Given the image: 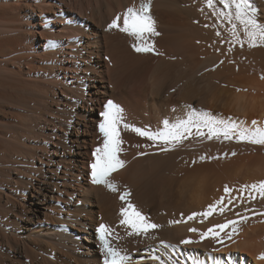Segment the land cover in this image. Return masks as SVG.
Here are the masks:
<instances>
[{
	"label": "bare ground",
	"instance_id": "6f19581e",
	"mask_svg": "<svg viewBox=\"0 0 264 264\" xmlns=\"http://www.w3.org/2000/svg\"><path fill=\"white\" fill-rule=\"evenodd\" d=\"M134 1L135 0H124V2H121L120 0H117L118 9L124 8L123 7L124 5H130ZM58 2H59V0H58ZM61 3H63V5H64V2H61ZM218 3H219V1H218ZM252 3H254L258 9H260V11H261L260 13H262L263 17H264V0H255V1H252ZM160 5L163 6V10L159 11L156 14L155 22H157V25H158V27L156 28L157 29L156 31L158 33H160V35H158V37L160 39L161 45L164 47L165 53H166V49H168V51L170 53H175V51L177 49H179V50L183 51L184 53H186V56L189 53L193 54V55H191V58H193L194 55L199 50L202 49L201 51H205L207 53H210V51L212 53V50H213L214 52L217 51L216 52L217 54H218V52L221 55L224 54L225 56L223 55V66H225V71H222L221 73L219 72L217 78L219 81L222 80L223 82L229 83V81H230L231 83L234 84L233 85L234 87L228 86L227 87L228 89H226V90H224V89L222 91L217 90V89H215L216 87L212 88V87H210L211 85L209 86L207 83L203 82L202 77H200L202 81L193 80V82H192V76L193 75L191 76L190 73L187 72V70H185L186 72H184V71L180 72L181 68H184L182 63L180 64V65H182L180 68V71L178 72L176 69L177 72L174 71L172 74H171V71L175 70L172 67L173 65L169 64V63H164V64L162 63V67L164 68L162 70V67H161V70L163 72L162 74L164 75V77L166 76L167 79H170L169 80L170 82H168V84H165V83H167L166 81H168V80L165 81V79H164V81H165L164 84H162V85L159 84L158 88H155L157 86H155L153 84L154 86L152 85V88L149 87L150 90L148 87L146 88V86L144 84L137 86L134 89H132L130 87L132 90H129V93H130V97L133 99V101H135L137 104H141L142 101H144L143 103L146 102L147 104H150V105L153 103L159 104L158 102H164V103H167V105L170 106L171 109H174L175 113H177L176 112V111H178L177 108H179V110H181V111L182 110L186 111L187 108H190V107H187L184 105L185 98L186 99L190 98L191 100H192V98H194V99L200 98L204 104L210 105L211 107H213V109L215 107V110H216V108L219 109L218 112L215 111L216 114L214 113L216 115L217 119H219L218 121H224L225 123H233V124H236L240 127L251 128V127H253L251 122L253 120H256V121H258L259 125L264 126V78H262V77H264V46L249 47L247 42H245L244 46L241 47L239 44L235 43L233 40V37L231 35L232 23H229V21L224 18V13L222 10L221 11L223 14L222 13L219 14L220 10H218L219 12L216 11V12H218L217 13L218 15L215 14V12H214L215 9L212 10V7L216 8L217 6L212 5L211 7H209L207 0H193L192 3L190 2V0H160ZM203 5H206V8H204L205 11L202 9L204 12L202 14V16L206 15V17H208V18H206V17L202 18V16H201L202 11H201V13L198 12V11H200V10H198V8L202 7ZM40 6H41V4H40ZM58 6H59V4L57 5V7ZM64 6L67 7V5H64ZM49 8L53 9L54 7L49 6ZM60 8H61V12H60L61 16H64V17L67 15L69 10H71V9L68 10L66 8H64V10H62V5H60ZM78 8H79V6H78ZM66 10H68V11H66ZM82 10H83V7H82ZM79 11H80V9H79ZM119 11H120V14L122 12H124V11L118 10V12ZM225 11H226V9H225ZM205 12H206V14H205ZM71 13L73 14V10H71ZM80 15H81V12H80ZM114 15H115V13H114ZM113 17H115V16H113ZM213 17H215V19ZM194 19L195 20L199 19L200 22L203 24V26L205 25V23L209 24L208 29L205 30L202 27V24L200 25V22H199L198 26L194 25V24H197V21H196V23L194 22V24H192ZM43 21H42V24H43ZM45 23H47V22H45ZM51 23L52 24L55 23L54 20ZM107 23H109V22H106L103 25V27L105 25H107ZM233 23H235L237 25V31L240 33L241 37L244 38L246 41V38L243 36L242 27L239 25V22L233 21ZM260 23H263V22L261 21ZM91 26L88 24L84 25V22H82L80 26L76 25L72 28H69V34H68L69 35L68 38L69 39L71 38V40H73V42L69 43L68 45L70 47L72 45V48H73L74 44L75 43L77 44V42H74V41L78 40V43H81L80 44V50L81 51L79 49H75L76 51L74 53L77 54L78 56L83 57L84 59L86 57V59L88 61L87 67L82 68V71H80L81 73L83 72L84 75L83 74L80 76L78 75V78H77V76H73L72 78H76L75 80L77 83L75 82V83H73L74 86L68 87L69 91H70V92L69 91L68 92L70 93V95L72 94L71 96L73 98H77V102H74L76 105L74 104L73 106H80L81 109L78 110L76 113L70 112L68 110L69 116L67 115L66 119H62V120L57 119L58 121L53 120V122L55 123L54 128H56V125H61L62 127L66 126L65 133H59L60 131L55 133V132H53V131H55L53 129V131H52L53 134H51V137H53L55 139L52 138V141H51L52 149L49 147H46V148H48L47 153L50 155L47 157L45 156L46 158L43 156H42V159L39 158V160L40 159L42 160V163H41L42 168L40 167V170L41 171L44 170L43 166L45 164L48 167L46 172H45L46 174H44L43 177H41V181H39L38 186H35L34 183H30V182L27 183L29 185L27 190L30 191V189L33 188V191H34L33 196L36 199L35 200L32 199V202H31L30 207H31V213L32 214L26 216V218L24 220V224H22L23 221L20 223V224H22L21 229L24 231L19 233V231H16L15 228L12 226L10 228L8 226H1V228H3V230L0 231V237H3V240L6 241L5 243H7L9 245L11 243H16L15 246L13 245V247H14L13 251H16V253L19 255L16 259V260H18V264H61V263H59V261H56L55 258H50V257L46 258L48 255L46 257H44L46 253L44 252L45 249H43L44 248L43 245H46L47 247L51 248L52 250L51 249L50 250L53 251V253L55 251L54 249L57 246L58 247L60 246L63 249H65L66 251H68L72 255V258L75 259L72 261V258L71 259H62L61 258V262L64 261V262H62L63 264H103L102 254L99 250L98 236H95L94 230H95V226L98 224V222H101L104 220V218H107L105 215L109 212L110 209H113V206H111V204H114V202L112 201V197H111L112 194H110V192H112V191H109L103 185H95L91 182L90 164L94 159V157L92 156V153L96 147H98L102 144V141H103L102 135L99 133V131L96 130L97 129V123L101 121L100 119L102 117L100 116V113L104 111L105 103L108 100H112V101H113V99L116 100V98H113V96H112L114 93V89H112L110 84L114 83L113 81L116 80L117 85H118V87L116 88V92L117 91L120 92L118 88L119 87H125V84L132 80L133 73L137 72L136 69L138 68V70H139L140 68H142V66L146 62L143 61L144 59L140 55H138L136 53V51L134 54L133 53L134 50L132 51V49H131L132 53L130 55H132V58L130 57L131 59L128 60V61H130L129 63L131 65V66H129L130 70L125 69L127 65L122 64L123 60H120L119 55L115 51V49L117 50V45L118 44L123 45V43L122 44L117 43L119 39L116 38L117 41H116V45H115L114 44L115 41H113L112 39H115L116 36H114V38H112V39L110 38L112 36L111 34L115 35L116 33H114V32L111 34L109 33L110 36L107 35L106 33H96L95 29H93L94 27L93 26L91 27ZM113 29H115V28H113ZM44 30H46V32L49 31V29H44ZM63 32H64V30H63ZM64 35H66V34H64ZM118 36L120 38L122 35L120 33H118ZM123 36H125V34ZM127 36L129 37V35H127ZM128 37H127V39H128ZM104 38H105V40H103ZM122 39H124V37ZM198 39L201 41L202 44L201 43L200 44L197 43L199 45L195 44V40H198ZM202 40L205 42H202ZM50 41L51 40H49V39L46 40V45H48L47 49L49 48ZM102 41L106 42V45L105 46L102 45V46L107 47L109 50V54H107V56L109 55V57H108L109 59H108V63H107L109 65H107L105 63L108 67H106V66L104 67L102 57L98 53H96V55H98V56H96L97 60L96 59L92 60L93 56L95 55V52H94V50H92V47L100 46ZM127 41L128 40H124L122 42H124L126 45ZM131 41L134 43H139L138 41L137 42H135L133 40H131ZM152 43L154 44V41ZM205 43H207V44L204 45ZM129 44H128V46H123V47L124 48L127 47V50H128ZM131 45H132V43H131ZM131 45H130V47H131ZM76 47H79V46H76ZM200 47H201V49H200ZM208 48H210V50ZM99 49H97V50L100 51ZM52 50L53 49H51V51ZM129 50H130V48H129ZM51 51L48 50V52H51ZM73 51L71 50V52H70V54L72 56H73V54H72ZM121 51L118 53L120 54ZM125 52H126V48H125ZM125 52H124V54H126ZM205 52H203V53H205ZM214 52H213V55L212 54H209V55L210 56L212 55L211 58L213 57V59L214 58L216 59V58H218V56ZM107 53H108V51H107ZM128 53H130V52L128 51ZM139 53L142 54L141 52H139ZM199 53H200V51H199ZM199 53L197 55H199ZM207 53H206V56H207ZM46 55L47 54H45V56ZM130 55H126V56L129 57ZM214 55L217 57H215ZM126 56L125 57L123 56L124 58H126L124 60V63L127 62ZM180 56L182 57L183 55L181 54ZM199 56H196V57L199 58ZM206 56L204 57L205 59H206ZM210 56H208L207 58L209 59ZM46 57H48V55ZM184 57H185V55H184ZM187 57H189V56H187ZM49 58H47V59H49ZM198 58H196V59H198ZM80 59H82V58H80ZM162 59L164 61L165 58H162ZM162 59H160V61ZM177 59H180V57ZM201 59H199V60H201ZM205 59H204V61L207 60V59L206 60ZM77 60H79V59H77ZM73 61H75V59H73ZM104 61H106V59ZM196 61L197 60H195V62H193V63H196L193 65H197ZM164 62H166V61H164ZM179 62L180 61L176 62V64H178ZM206 62L204 64H206ZM210 62H212V61H210ZM159 63L160 62H158V64ZM201 63H202V61H201ZM218 64L220 65V63H218ZM184 65H185V63H184ZM187 65L188 64H186L185 66H187ZM198 65H200V64H198ZM208 65H209V63L206 66H208ZM215 65L217 67V63ZM144 66H146V64ZM117 67H118V69H117ZM203 67H205V66H203ZM211 67L209 65V69ZM192 68H193V66H192ZM124 69H125V71L126 70L127 71L123 74L124 75L123 77L119 78L118 75L120 74L121 71L123 72ZM186 69H187V67H186ZM188 69H190V68H188ZM194 69H197V67H195ZM198 69H200L199 66H198ZM214 69H216V68H214ZM211 70H213V69H210V71ZM205 71H206V69H205ZM89 73H90V75H88ZM193 73H194V71H193ZM195 73H194V75H195ZM199 73L201 74V72H199ZM75 74H76V70H75ZM155 74H157V73H155ZM216 74L217 73H215V75ZM137 76H139V75H137ZM196 76H198V74ZM205 76H207V74ZM134 77H136V76H134ZM184 77H185V79H183ZM162 78H163V76H162ZM78 79H83L84 80L83 82H85L84 85H81L82 81L79 82ZM216 79H214V81ZM181 80H184L185 84H183V85H185V86H184L182 91L181 90L179 91L178 90L179 87L177 85H178V82ZM205 80H206V78L204 79V81ZM153 82H154V80H153ZM136 83H138V82L136 81L135 84ZM140 83H141V81H140ZM218 83L219 82H217V84ZM206 84L208 86H206ZM221 84L223 86V83H221ZM240 84L242 86H239ZM229 85H231V84H229ZM236 85H238V87H243V88L246 86H252L257 91H255L254 89L253 90L247 89L250 87H247L245 90L243 88L237 89L238 87L236 88ZM86 86H88V93H87V98L85 99V97H86L85 96L86 93H84L85 91L81 93L80 91H82V89H79V88H83V90H84V88ZM176 87H178L177 91L180 92L178 94H176L174 92V90L176 91V89H175ZM66 90H68V89H66ZM110 90H112L111 93H110ZM173 93H175L176 95H174ZM115 94L117 95V93H115ZM131 98H128V101ZM182 99H183V104L181 102ZM81 100L82 101L84 100L83 104H79V102ZM188 100H186V101H188ZM193 100H192V102H193ZM72 101H75V100H72ZM126 101H127V99H126ZM114 102H117V101H114ZM135 102H134V104H135ZM139 102H141V103H139ZM185 103L187 105V102H185ZM118 105H120V104H118ZM122 105H124V104H122ZM167 105L165 104L164 106H167ZM201 105H199V106L201 107ZM160 106H161V103H160ZM207 106H206V109H207ZM133 107H135V106H133ZM145 107H143V108L145 109ZM191 107H193V105ZM164 108H166V107H164ZM132 109H135V108H132ZM137 109H139V108H137ZM160 109H161V107H160ZM206 109H203V111H201V108H200V111L204 112V111H206ZM58 111H59V109H58ZM60 111H63V110H60ZM135 112H136V109H135ZM137 112H139V111H137ZM140 112H141V110H140ZM159 112H161V111H159ZM207 112H209V110ZM60 114H61V112H60ZM126 114L128 115V113H126ZM182 114H184V113H182ZM156 115H157V113H156ZM176 115L177 116H175V114H174V116L176 118H178L179 115L178 114H176ZM99 116H100V118H99ZM128 118L125 120L128 121ZM180 118H181V116H180ZM145 121H147V120H145ZM172 121H173V119H172ZM176 121H178V120H176ZM176 121L174 119V122H176ZM4 122H6V121H3V122L1 121V124L3 125V127L6 128L8 124L4 123ZM154 123H155V121H154ZM146 126H148V125H146ZM121 132H123V131H121ZM122 137H123L122 139L124 140V144L122 145V148H123V150H125L127 148L126 146L129 144L128 143L126 145V143L129 142V140L132 141L133 137L130 138L129 135L126 137H124V136H122ZM191 137L190 138L193 141L194 137H196V136H191ZM191 139H189V140H191ZM214 139H211V140L208 139L209 141H211V144L208 141L209 145H211L210 149H209V146L207 144V146H208L207 149H209L208 151L210 153L207 152V149H206L207 154L204 155V153L201 154L202 153L201 152L200 153L201 155L199 154L195 157L196 160L193 158L194 162H192L193 159H190L188 161L185 159L187 162L184 161L185 163L180 165V167L169 168V165L172 164L171 158H173V157L169 156V155L166 157H163L160 155V156H157L156 158H154V157L149 158L150 160L147 159L148 161L146 159L135 160V162H133V163H132V161H130L132 163L131 165L129 163L128 166H125V168H121L120 170H118L116 175H114V173H113L112 176L110 177L112 180H114L117 183L118 189L123 187V183L127 179L131 181V179L128 176H132L135 179V181H134L135 184H134V186L132 185L134 187V189L136 187L139 190H141V189L149 190V187H150L149 185H152L153 188H156L159 191H163V193H160V194L163 198V201H165L164 199H166V203L164 202L166 204L165 207L168 209L167 211H169V213H167V214L171 217V219H170V217L167 216L166 222H165L164 216H163V218H164L163 219L164 221H163L162 219H160V217H159V219H157L158 217L156 218L157 215L155 214L154 215L155 218L158 221L161 220V221H159V222H161V224H162L161 225V224H158L159 222L157 223V220L155 218L152 219L149 215V217L154 221L153 223L160 225V227L151 230V232L149 231L150 234H148V236L141 234L142 236L139 238L134 237V236L132 238H130V240L132 242L131 244L134 245L133 249L128 253L131 256L132 264H140L141 262L139 263V261L146 260V259L149 260L148 264H264V260L258 259V257L262 253H264V218H260L261 215L258 217V219L254 218L255 220H249V219H251V218H249L248 220H246L244 222L243 221L241 223L239 222L238 233L233 235L231 239H227V240H230V242H229L230 245L224 246L226 242L225 243L223 242L224 243L223 248H221V246H220V249H218L217 247H214L217 250L214 251L212 257H210V258L207 257L208 255L204 254L205 252L203 253L204 256H203V254L200 255L199 249H201L200 247H202L203 249L204 248L206 249V248H209L210 246H213V244L215 243L216 240H214V238L210 239L209 241L201 240L200 239V231H202V230H200L198 227L197 228L200 230L198 235L197 234L188 235V233L191 232V231H189V227L194 225V223H199L201 220H203V222H200V224L203 223L202 225H204V226H201L202 229L207 230L209 227H211L213 224H215L217 222H225L227 219L230 220V218H236L237 213H239L240 216H244V215L246 216V215L251 214V213L254 214V212L258 213L259 211H261V213H262V211H264V199L257 198L255 200H251L247 194L246 197L244 198L245 202L241 203L239 199L235 198V196L237 197L238 194H240L239 189L242 185L251 184L254 182L264 180V157H263L264 146L245 142V143H243L244 144L243 146L245 147V151L242 150V153H243V155H244V153H247V154L249 153L250 156L241 157V155H240L241 151L240 150H239V152H237V151L241 147L242 142L240 144L237 141V143L240 144L239 145L240 147L238 146V148H236V150H237L236 152L240 153V154H239V157H237V155H236L237 159L232 160L234 158V157H232V153L230 156L228 155L229 158L227 157V155L224 157V154H227L228 151H231V148L234 147V146L231 147L232 145L231 146L229 145L230 144L229 141H231V140H227V141L225 140L226 142H228V144H224L222 141H220L218 139L217 140L216 139L214 140ZM201 140L202 139L200 138V141ZM222 140H223V138H222ZM201 142H204V141L202 140ZM187 143H188V141H187ZM195 144H196V142H195ZM231 144H233V143H231ZM234 144L237 146L236 143H234ZM202 145H203V143H202ZM18 149L21 150L22 148L20 149V148H18V146L16 148V146H15V148L13 150V154H11L12 159L8 158V154H6L7 150L3 151L2 154H1V150H0V154H1L0 166L2 167L1 173H3L8 167H12L15 174H16L15 177L14 176L12 177V180L10 182L11 184H13V186L8 187L9 189H8L7 194L4 193V195L5 194H6V196L9 195V197H11L12 199L14 196H15L14 197L15 199L18 198L17 193L19 191V186H18V184L20 182L19 178L26 175V174H23L24 164L22 162V159L24 156L23 157L18 156V154L20 153L18 151ZM29 149H30V152L36 151V148H34L35 150H33L32 148H29ZM128 149L129 148H127V150ZM133 149L135 150V148H133ZM152 149H150V150H152ZM234 149L235 148H233L232 151ZM241 149H244V148L242 147ZM127 150H126V153H127ZM135 151H137V150H135ZM202 151H204V150H202ZM225 151L227 153H223ZM21 152L23 153L24 151L22 150ZM44 152H46V150ZM123 152L125 153V151H122L120 153V158H122L121 155ZM28 153H29V151H27L26 154H28ZM26 154H25V156H26ZM61 154H63L62 157H60ZM252 154H254V156L251 157ZM30 156H31V153H30ZM32 156H34L33 153H32ZM194 156H195V154H194ZM202 156L205 157V159L202 160L201 159ZM180 157L181 156H179V158ZM230 157H232L231 160H230ZM31 158L33 159V157H31ZM124 158H125V155H124ZM25 159H26V157H25ZM124 160H126V159H124ZM151 160H153L154 162L150 163V166H149L150 171L148 169V172L146 171L147 173L145 171H143V172H139V174H137L136 171L138 170L139 166H142V164L145 161H147L149 163V161H151ZM24 161H26V160H24ZM26 162H28V161H26ZM4 167H6V168H4ZM31 169H30V171H31ZM38 169H37V171H39ZM142 170H144V169H142ZM165 170L170 171V173H169L170 176L169 175L167 177L164 176L166 178L165 181H163V179H162V180H160L161 181L160 182L159 180L157 181L154 179V176L159 177L160 173L166 172ZM37 173L40 174V172H37ZM58 174H60V176ZM149 176L153 179V181H151L149 179L150 178ZM162 177H163V175H162ZM32 181H34V180H32ZM148 181H151V183ZM225 185H227L229 188H231L233 190L236 189L234 191H237V193L239 192L238 194L237 193L235 194V192H234V194H235L234 197H233L234 194H232V196H230L231 198H233L232 204H227V201L230 197H229V194L227 195L224 192ZM125 187H127V185H125ZM146 188H148V189H146ZM121 190L124 191V189H121ZM121 190H119V191L121 192ZM131 191L132 190H130V193H131ZM1 192H3V191H1ZM133 192L135 193L136 189L134 191H132V193ZM141 192L144 193V191H142V190H141ZM151 192L153 193V191H151ZM143 193H141V195ZM130 195H132V194H130ZM241 195H239V196H241ZM252 195L258 196L257 193H252ZM0 196H2L1 193H0ZM132 196H129V197L130 198L132 197L134 200H132V199H128V200H132V202L136 200L137 202L136 203L133 202V203L138 205V209L141 207L142 208L145 207L144 204H146V203L142 202V201L145 202V199L142 198L143 196L142 197L139 196L142 199V200L140 199L141 201L139 200V203H138L139 197L138 198L136 197V196H138V193H137V195L135 193V197H134V195H132ZM153 196H155V195H151V198H153ZM158 196H159V194H158ZM222 196L225 197L224 203L227 204V208L231 209V210H226L223 214H220L218 211L214 212L213 215L208 217L207 219H203L201 216H196L193 220H187V217L192 215L193 213L204 212L208 208L209 205L213 204L216 200H219ZM11 198H10V200H11ZM0 199H1V197H0ZM15 199H13V200H15ZM147 200H149V198ZM52 201H54V204H52ZM59 201L62 202L61 206L57 205ZM159 201H160V199H159ZM163 201L161 199V201H160L161 205H164ZM8 202H10V201H8ZM16 202H18V201H16ZM141 202H142V205L140 204ZM150 202H151V200H150ZM97 203L99 206L97 205ZM139 204H140V206H139ZM149 204H147V205H149ZM77 205H79L80 208H77L76 207ZM147 205H146V207L148 208L149 206H147ZM161 205H160V209L163 208V206H161ZM96 206L99 207L98 210L95 209ZM2 207L5 209V207L3 205H2ZM7 207L8 206H6V209H8ZM44 208H45V210H43ZM145 209L146 208L142 209V211H144ZM153 209H155V208H153ZM163 209H165V208H163ZM147 210H145V211H147ZM0 211H1V209H0ZM8 211H10V209ZM157 211H155V212L157 213ZM3 212H4V210H3ZM41 214H44V216L46 215V217L48 218V221L51 222L50 226L49 225L47 226V229L42 228L40 225V223H41L40 215ZM146 214H144V215L146 216ZM1 215L3 217L4 214H1ZM158 215H160V214H158ZM151 216H152V214H151ZM154 216H152V217H154ZM150 218H148L149 222H150ZM1 220H3V219H1ZM171 221H182V222L181 223H171ZM197 221H199V222H197ZM9 222H10V219H9ZM37 224H39L38 225L39 227L36 226ZM55 224H57V225H55ZM62 226H63V228H61ZM32 227H34V228H32ZM16 228H18V227H16ZM1 232H2V236H1ZM76 232H78L77 236H75ZM190 234H192V232ZM150 236H153V237L150 238ZM175 236H177V238L179 237L178 240H176L179 242V244L181 243V241H183L185 239H190L193 241V243L184 244V245H186V247H183L184 246L183 243L181 245H179V244L176 245L177 243L176 244L171 243V242H176V241H172V240H174ZM78 237L83 238V240L77 241ZM166 238L171 240L170 242H168V244H166L167 242L164 243V246L166 244L167 247L161 248V250H158V247H156V246L153 248L155 243L157 244L158 241H160V240L163 241V239L166 240ZM18 239H20V241H21V243L19 242L20 245L17 242ZM1 240H2V238H1ZM0 243H3V241L2 242L0 241ZM159 245H161V244L159 243ZM1 248H0V251L3 249V248L2 249ZM10 249H11V246H10ZM134 249H136V251L133 253ZM5 250H7V248ZM50 250H49V252H50ZM7 251H6V254H7ZM42 252H44L45 254L43 255ZM2 254H4V253H2ZM12 254L13 253H11V255ZM58 254H59V252H58ZM58 254H57V257H58ZM65 254H67V253H65ZM11 255L10 254L5 255V258H3V260L0 258V260H2V261H0V264H16L15 259H12ZM22 255L24 256L25 259L26 258L27 259L26 260L23 259ZM138 256H142V258L136 259V257H138ZM176 256H178V257L181 256V258L179 259L177 257L178 259H175ZM51 257H52V255H51ZM153 257H158V259H153ZM53 259H55V260H53Z\"/></svg>",
	"mask_w": 264,
	"mask_h": 264
},
{
	"label": "rangeland",
	"instance_id": "374dc122",
	"mask_svg": "<svg viewBox=\"0 0 264 264\" xmlns=\"http://www.w3.org/2000/svg\"><path fill=\"white\" fill-rule=\"evenodd\" d=\"M120 1L121 2H124V0H120ZM136 1L137 0L134 1L135 3L133 2L130 5H124L123 7L125 9L124 8H119L118 9L117 0H82V1L81 0H63V1L62 0H59V2H58V0H0V124H1V121L2 122L3 121H6L4 123H7L8 124L6 128L3 127L2 124L0 125V139H1L0 140L1 141L0 142V150H1V154H2L3 151L7 150V153L6 152L5 153L8 154V158L12 159V155L11 154H13V150H14L15 146H16V148H17V146L20 149L22 148L21 150L18 149V151L20 152L18 154V156H21V157L24 156L23 159H22V162L24 164L23 174H26V175L22 176L21 178H19L20 179V182L18 184L19 191L17 193L18 198L15 199L14 198L15 196H14L13 199H15V200H13L11 197H9V195L6 196V194H7L8 189H9L8 187H12L13 186V184H11L10 182L12 180V177L13 176L15 177L16 174H15V172H14V170H13L12 167H8L6 170L4 169L5 171L3 173H1L2 167L0 166V193L2 195V196H0L1 197V199H0L1 200L0 201L1 202L0 203V209H1V211H0V220L3 219V220H1L2 222L0 221L2 223V224L0 223V231L3 230V228H1V226H8L9 228L12 226V227L15 228L16 231H19V233H21L22 231H24V230L21 229L22 228V224H24V220H25L26 216L32 214L31 213V207H30L31 206V202H32V199H34V200L36 199L33 196V192H34L33 191V188H31L30 191L27 190L28 189V186H29L27 183L28 182L34 183L35 186H38L39 181H41V177H43V175L46 174L45 172H46V170L48 168L46 166V164L43 166L44 170L42 169L44 172L40 170V167L42 168V165H41L42 160L41 159H42V156L43 157H45V156L47 157V156L50 155V154L47 153V149L48 148H46V147H49V148L52 149L51 141H52V138L53 137H51V134H53L52 133L53 129L55 130V131H53L55 133H57L58 131H60L59 133H65L66 126H63L62 127L61 125H56V128H54L55 123L53 122V120L66 119V116L69 114L68 113V110L70 112L76 113L78 110L81 109L80 106H73L75 104L74 102H77V98H73L71 96L72 94L70 95V93H69L70 91H69V88L68 87L74 86L73 83L76 82V80H75L76 78H72L73 76H77V78H78V75L79 76L82 75V74L84 75V73L83 72L81 73L80 71H82V68L87 67L88 61H87L86 57L84 59L83 57L78 56L77 54L74 53L76 51L75 49H79L80 50V44L81 43H78V40L77 41H74V42H77V44L75 43L73 48H72V45H71V47L68 45L69 43L73 42V40H71V38L70 39L68 38L69 37V35H68L69 34V28H72V27H74L76 25H79L80 26L81 23L84 22V25L85 24H88L90 26L92 25L94 27L93 29H95L96 33H106L107 35H109V33L111 34L113 32L116 33L115 35L114 34H111L113 37L111 36L110 38L112 39V38H114V36H116L115 39H112L113 41H115L114 42L115 45H116L117 39H119L117 43H121V44L123 43V45L118 44L117 45V50L118 51L116 49H115V51L119 55L120 60H123L122 61V64L123 65H125V64L127 65L125 69H129L130 68L129 66H131V65L129 63L130 61H128V60H130L132 58V55H130V54L134 50L133 47H132V45H131V43L133 44L134 42H132L131 40H133L135 42H137V41L133 37H130V36L128 37L127 34L119 31L116 28L109 30L108 29V24L116 17L117 14H120V11L118 12V10H121V11H124L125 12V10L127 9V7L135 6V5L137 6V8H139L142 0H138L137 1L138 3ZM218 1L219 0H213V3H214L213 5L214 6H217V7L216 8L215 7L214 8L212 7V10L215 9L214 10L215 14H217L219 12L218 10H220L219 14H221L222 11H223V13L226 12L227 10L225 11V9L223 8V5L220 4V3H218ZM252 1H255V0H252ZM61 2H64V5H67L68 8L66 6H64L63 3H61ZM190 2L192 3L193 0H190ZM40 4H41V6H40ZM58 4H59V6L57 7ZM60 5H62V10H64V8H66L68 10L69 9L73 10V14L71 13V10H69L70 13L69 12L67 13V15L65 16L66 18L64 16H61V13H60L61 12ZM49 6H53L54 8L53 9H50ZM78 6H79V8H78ZM82 7H83V10H82ZM204 8H206V5H203L202 7L198 8V10H200V11H198L199 13H201V11H202L201 16L204 13L203 12ZM79 9H80V11H79ZM68 10H66V11H68ZM161 10H163V6L160 5V0H152V7H151V13L150 14L154 18V21H155L156 14L159 11H161ZM216 11H218V12H216ZM80 12H81V15H80ZM124 12H122L121 15ZM206 12H205V14H206ZM260 12L261 11L259 9V17H258L259 22L262 21L264 23L263 14L260 13ZM114 13H115V15H114ZM113 16H115V17H113ZM203 17L205 18L206 15L205 16L203 15L202 18ZM206 18H208V17H206ZM213 18L215 19V17H213ZM53 20H54L55 23L52 24L51 22ZM42 21H43V24H42ZM196 21H197V24H194V22L196 23ZM45 22H47V23H45ZM104 22L105 23L106 22H109V23H107V25H105L103 27V25L105 24ZM199 22H200L199 19H196V20L194 19V21L192 22V24L198 26L199 25ZM155 23H156L155 24V27L157 28L158 27L157 22H155ZM121 24H122V19H121ZM201 24L202 23L200 22V25ZM202 27L206 30V29H208L209 24L205 23L204 26L202 24ZM44 29H49V31L46 32V30H44ZM63 30H64V32H63ZM118 33H120L122 36L125 34V36H123L124 39H122L123 38L122 36H121L122 38L121 37L119 38L120 35L118 36ZM64 34H66V35H64ZM155 36H148L147 37V40L148 41H150V42H153L154 41V49H155V51L146 52V53L145 52H141L142 54H140L139 52L136 51V53L138 55H140L144 59L143 61L146 62L145 63L146 66H144L145 65L144 64L142 66V68H140L139 70H138V68L136 69L137 72L136 73H133V78H132V80L133 79L134 80L133 81L131 80L130 82L126 83L125 84V87H119L118 89H119L120 92H118V91L116 92V88L118 87L116 80L113 81L114 83L110 84V86L112 87V89H114V93H113L112 96H113V98H116V100L113 99V101H117L115 103L116 104L117 103L120 104V106L122 104L125 105V106L124 105L121 106L124 109L125 119H127L129 117L128 118V121L125 120V122L126 123L129 122L128 124L133 125V126H135L137 128L148 129V130H152V131H157V130L161 129L163 127V123L162 122L165 119L169 120L170 123L171 122L172 123H176L177 122L176 120H181L182 118L183 119H186L188 113L191 112L193 109L195 111L199 112L200 111V108H201V111H203V109H206V106L208 105V104H204L201 101L200 98H195V99L192 98V100L194 99L193 102H192V100L190 98H187V99L185 98L184 105L187 106V107H190V108H187L186 109L187 112L185 110H182L183 111L182 112L181 110H179V108H177L178 111L179 112L181 111V112L179 113L178 111H176L177 113H175V110L174 109H171L170 106H168L167 103H164V102H158L159 104L153 103V104H151L152 105L151 106L150 104H147L146 102H145L146 104L143 103L144 101H142V103L144 105L141 102H139V103H141L142 105L141 104H137L135 101H133V99L130 97L129 90H132V89L136 88L137 86H140V85H143V84L146 86V88L147 87L148 88L149 87L152 88V85L153 84L155 86H157L155 88H158L159 87L158 85L159 84L160 85L164 84L166 80H168V81H166L167 83H165V84H168V82H170L169 81L170 79H167L166 76L164 77V75L162 74L163 73L162 70L164 69L162 67V63L163 64L164 63H169V64H172L173 65L172 67L175 70L171 71V74L174 71L175 72H177V71L179 72L181 66L183 65L184 68H181V71L180 72H182V71L186 72L185 70H187V72H189L191 76L193 75L195 77L194 78L192 76V82H193V80H196V81L197 80H199V81H202L203 80V82L207 83L209 86L211 85L210 87H212V88H215L216 87L215 89L221 90V91L223 89L224 90L228 89L227 88L228 86L234 87L233 86L234 84L231 83L230 81H229V83L228 82H223L222 80L219 81L218 78H217L219 72L221 73L222 71H225V66H223V55L224 54L221 55L218 52V54H219L218 55L216 53L217 51L214 52L212 49H211L212 50V53H211V51H210V53H207L205 51H201L202 50L201 47H200L201 50L198 49L200 51V53L198 51L194 55L193 58H191V55H193V54H190L189 53V54H187V56H189V57H187L186 56V53H184L183 51H181L179 49H177L175 51V53H170L168 51V49L165 48L166 49V53H165L164 47L161 45L160 39H159L158 35H155ZM127 37H128V39H127ZM47 39L51 40L48 49H47L48 45H46V40ZM103 40H105V38ZM124 40H128L127 41L128 44L130 43L129 44V47H128V50H127V47H125L126 48V52H125V48L123 46H128V44L126 43V45H125V43L122 42ZM198 40H195V44L196 45H199L201 43V41L200 40L198 41ZM202 42H205V41L202 40ZM197 43H199V44H197ZM206 44L207 43H205L204 45H206ZM102 45L105 46L106 45V42L105 41H102L100 46H97V47L94 46V47H92V50H94V52H95V55L93 56V59L92 60H94V59L97 58L96 56H98V55H96V53H98L102 57V61L104 63L103 64L104 67L105 66L108 67L107 65H109V64H107V63H108V59H109L108 57H109V55L107 56V54H109V50H108L107 47H104ZM130 45H131L132 48L130 47ZM76 46H79V47H76ZM129 48H130V50H129ZM51 49H53L54 51L53 50L51 51ZM97 49H99L101 52L98 51ZM131 49H132V51H131ZM208 49L210 50V48H208ZM48 50L51 51L52 53L51 52H48ZM71 50L72 51L74 50L72 52L73 56L70 54ZM107 51H108V53H107ZM120 51H121V53L119 54L118 52H120ZM128 51L130 53H128ZM124 52L126 54H124ZM203 52H205V53H203ZM213 52L217 54L218 58H216V59L215 58L213 59V57L211 58V56L213 55ZM133 53L135 54V50L133 51ZM198 53H199L200 56L197 55ZM206 53H207V56H206ZM45 54H47L48 57H46L47 55L45 56ZM181 54L183 55L182 56L183 58L180 56ZM209 54H212V55L210 56ZM122 55L124 57L126 55H130L129 57L126 56L127 57V60H126L127 62L124 63V60L126 58H124ZM184 55H185V57H184ZM196 56H199V58L196 57ZM205 56H206V59L207 60L204 58ZM208 56H210L209 59L207 58ZM217 56H215V57H217ZM176 57L177 58L180 57V59H177ZM195 57L198 58V59H196ZM47 58H49V59H47ZM80 58H82L83 60L80 59ZM162 58H165L164 61H166V62H164ZM73 59H75V61H73ZM77 59H79V60H77ZM105 59H106L107 62L104 61ZM160 59H162V60L160 61ZM199 59H201V60H199ZM204 59L207 62L204 61ZM195 60H197L196 61L197 62V65H193V64H196V63H193V62H195ZM178 61H180V62L178 64H176V62H178ZM201 61H202L203 64L201 63ZM210 61H212V62L214 61V62L212 63ZM158 62H160V63L158 64ZM205 62H206V64H204ZM181 63H182V65H180ZM184 63H185V65L186 64H188V65L185 66ZM208 63L210 65V67L211 66L213 67V68L211 67L210 69H213V70L210 71L209 65L206 66ZM216 63H217V67L215 65ZM218 63H220L221 66ZM198 64H200L201 66L198 65ZM192 66H193V68H192ZM198 66H199L200 69H198ZM203 66H205L206 68L203 67ZM161 67H162V70H161ZM186 67H187V69H186ZM195 67H197V69H194ZM188 68H190V69H188ZM214 68H216V69H214ZM117 69H118V67H117ZM125 69L123 70V72L122 71L120 72V74L118 75L119 78H121V77L124 76L123 74L127 71V70L125 71ZM176 69H177V71H176ZM205 69H206V71H205ZM75 70H76V74H75ZM193 71H194V73L196 72L195 75H194ZM154 72L157 73V74H155ZM199 72H201V74ZM215 73H217V74L215 75ZM197 74H198V76H196ZM206 74H207V76L208 75L209 76L208 77L205 76ZM88 75H90V73ZM137 75H139V76H137ZM134 76H136V77H134ZM162 76H163V78H162ZM200 77H202V80H201ZM203 78L204 79L206 78V80L204 81ZM164 79H165V81H164ZM183 79H185V77ZM214 79H216L217 81L216 80L214 81ZM153 80H154V82H153ZM78 81L79 82L82 81L81 82V85H84V83H85V82H83L84 81L83 79H78ZM134 81L135 82L137 81L138 83L135 84ZM140 81H141V83H140ZM217 82H219L218 83L219 85L217 84ZM221 83H223V86H222ZM183 84H185L184 83V80L179 81L178 82V85H177L179 88L176 87L175 88L176 91H177V88H178L179 91L180 90L182 91L183 88H184V86H185ZM207 84H206V86H208ZM229 84H231V85H229ZM239 86H242V85L240 84ZM237 87H238V85H236V88ZM247 87H250V88H247ZM150 88H149V90H150ZM240 88H243V87H238L237 89H240ZM246 88L247 89H251V90L254 89L255 91H257L252 86H246L243 89L245 90ZM66 89H68V90H66ZM79 89H82V91H80L81 93L85 91L84 93H86L85 94V96H86L85 99H86L87 98V93H88V86H86L84 88V90H83V88H79ZM111 91L112 90H110V93H111ZM176 91L174 90V92L176 94L180 93L179 91H177V92ZM115 93H117V95ZM175 93H173V94L176 95ZM128 98H131L132 100L129 99V101H128ZM126 99H127L128 102L126 101ZM72 100H75V101H72ZM186 100H188V101H186ZM83 102H84V100L83 101L81 100L79 102V104H83ZM134 102H135V104H134ZM181 102L183 104V99H182ZM185 102H187V105H186ZM160 103H161V106H160ZM165 104L167 106H164ZM198 104L199 105L202 104L201 107ZM190 105L191 106L193 105V107H191ZM133 106H135V107H133ZM143 107H145V109ZM160 107H161V109H160ZM164 107H166V108H164ZM210 107H211L210 105L207 106V109L209 110L208 113H210L211 116L218 121L219 119H217V117H216L215 114H216V112L219 111V109L216 108V110H215V107H214V109H213V107H211V108ZM132 108H135L136 109V112H135V109H132ZM137 108H139L141 110V112ZM58 109H59V111H58ZM207 109L204 112H207L208 111ZM60 110H63V111H60ZM137 111H139L140 113L137 112ZM159 111H161V112H159ZM60 112H61V114H60ZM126 113H128V115ZM156 113H157V115H156ZM182 113H184V114H182ZM174 114H175V116H177L176 114H178L179 115L178 118H176L174 116ZM180 116H181V118H180ZM99 118H100V116H99ZM172 119H173V121H172ZM174 119H175L176 122H174ZM100 120H102V118ZM145 120H147V121H145ZM154 121H155V123H154ZM98 123H97V129H96L97 131H98ZM145 124L148 125V126H146ZM122 131H123V132H121V134L123 133L122 136L126 137V136L129 135L130 138L133 137L132 138L133 139L132 141L129 140V142L126 143V145L128 143L130 144V145L128 144L126 146L129 149L127 150V148H126L125 150H123V151H125V153L123 152L122 155H121L122 156V158H121L122 160L126 159V160H124V161H126L125 166H128L129 163L131 165L133 162H135V160H139V159H146L147 160V159L153 158V157L156 158L157 156H160V155L163 156V157H166V156L169 155V156H172L173 157V158H171L172 159V164L169 165V168H177V167H180V165H182L183 163L187 162L188 160L193 159V158L195 159V157L197 155H199L201 152H202L201 154H203V153H204V155L207 154L206 153V149L208 148V146H209V149H210V146H211V145H209V143H208L209 140L206 137H204V138H201L200 137L204 141V142H201L202 140L200 141V138L196 136V137H194V140L193 141H192L193 138L191 137L192 138L191 139L189 137L187 140L186 139L184 140L186 143L183 141L182 144L178 145L175 148H170L168 151H161V143L162 142H154L152 140H149L146 137H142V136H140L139 134H137L136 132H134V131H132L130 129L129 130H123L122 129ZM205 131H206V129H205ZM222 138H220L218 140L222 141L224 144H228V142H226L227 140L226 141H225V139L222 140ZM53 139H55V138H53ZM189 139H191V140H189ZM232 140L229 141L230 142L229 145L230 146L232 145L231 147L234 146L233 148H235V149L232 151L233 148H231V151H228L229 154L226 151L223 152V153H227V157L228 158L231 155V153H233V152H235V155L232 154V157H234L232 160L237 159V157H239V154L240 153H241L240 154L241 157H243V156H250L249 153H248L249 155L247 153H244V155H243V153H242V150L245 151V147L243 146L244 145L243 143H245V142H242V145L240 147L239 145L241 144V142H239L240 143L239 144V143H237V140L236 139H234L233 141ZM187 141H188V143H187ZM195 142H196V144H195ZM209 142L211 144V141H209ZM202 143H203V145H202ZM231 143H233V144H231ZM234 143H236L237 146ZM207 144H208V146H207ZM238 146L240 148L237 151L236 148H238ZM242 147L244 149H241ZM29 148H32L33 150H35L34 148H36V151H31L30 152V149ZM133 148H135V150H137V151H135ZM44 149L46 150V152H44L45 151ZM150 149H152V150H150ZM209 149H207V152H209L208 151ZM22 150L24 151L23 153L21 152ZM126 150H127V153H126ZM202 150H204V151H202ZM239 150L241 152L240 153H237V152H239ZM27 151H29L28 154H26ZM196 151L197 152L199 151V152L197 153ZM24 153L26 154V156H25ZM30 153H31V156H30ZM32 153H33L34 156H32ZM140 153H144V155H140ZM1 154H0V156H1ZM194 154H195V156H194ZM124 155H125V158H124ZM236 155H237V157H236ZM62 156H63V154L60 155V157H62ZM179 156H181V157L179 158ZM225 156L226 155L224 154V157ZM252 156H254V154H252L251 157ZM25 157H26V159H25ZM31 157H33V159ZM232 157H230V160H231ZM263 157H264V154H263ZM39 158H41L40 159L41 161L39 160ZM194 159H193L192 162H194ZM24 160H26L28 162H26ZM130 161H132V163ZM147 161H145L142 164V166H139L138 170L136 171L137 174H139V172H143V171H145V172L147 171L148 172L150 163H152L154 161L151 160V161H149V163ZM125 166L123 168H125ZM4 168H6V167H4ZM30 169H31V171H30ZM37 169L39 171H37ZM142 169H144V170H142ZM149 171H150V169H149ZM165 171L166 172H164V173H160L159 174V177L158 176H154V179L157 180V181L158 180L160 181V180L163 179V181H165L166 180L165 177H167L169 175V173H170L169 170H165ZM37 172H40V174L37 173ZM116 173H117V171L114 172V175H116ZM58 175L60 176V174H58ZM162 175H163V177H162ZM128 177L131 179V181L127 179L123 183V187L119 188L117 192H110V194H112L111 195L112 201L114 202V204H111V206H113V209H110L109 212L105 215L107 218H104L103 221L98 222V224L95 226V230H94V234H95V236H97V234H96V228L98 227L99 224L103 223V224H107V225L111 226L115 230V233L118 234L120 237H122V239L114 240L113 243L116 244L121 249L126 250L127 253H129L133 249V246H134V245L131 244L132 242H131L130 238H132L133 236L139 238V237H141L144 234H142V235H132V236H129V235H127V232L130 231V229H127L125 226H123V225L120 224V220L122 219V217L120 215V209L122 207H126V205H127V201H122L120 199V195L126 189L129 192H130V190L134 191L136 189V192H135L136 195L138 193V196H136L137 198L139 196H141V197L143 196L142 198L145 199V202L144 201H142V202L143 203H146V204H144L145 207H143V208L141 207V208L142 209L146 208L145 210H147V209L148 210L147 211L144 210L145 212L142 211L141 208H139V210L143 214H146L147 213L146 214V217H148V218L151 217L153 219V218H155L154 215L156 214L157 215L156 218L158 217L157 219H159V217L162 220L165 218V222H166V218H167V216H169L167 214V213H169V211H167L168 209L165 207V205H166L165 204L166 203V199H164L165 201H163V198H162V196L160 194V193H163V191H159L156 188H153L152 185H149L148 184L150 186L149 187V190L141 189L142 191H144V193H143V192H141V190L137 189L136 187L134 189L133 186L135 184L134 183L135 179L132 176H128ZM149 179L151 181H153V179L151 177ZM32 180H34V181H32ZM151 181H148V182L151 183ZM125 185H127V187H125ZM121 189H124V191H122ZM146 189H148V188H146ZM119 190H121V192ZM234 190H236V189H234ZM234 190L232 191V193H231L230 196H232V194H234V192H235V194L237 193V191H234ZM1 191H3V192H1ZM132 191H131L130 194L134 195V197H135V193L133 192L134 193L133 194ZM151 191H153L154 194ZM4 193H6V194L4 195ZM141 193H143V194L141 195ZM158 194H159V196H158ZM235 194L233 195V197L235 196ZM132 195H130V196H132ZM151 195H155V196H153V198H151ZM239 195H241V193L238 194V196ZM242 195H243V198H245L246 195H247V193H243ZM132 197L131 198L128 197V199L134 200ZM141 197H139L138 203H139V200L141 199ZM145 197L147 199L149 198V200H147ZM237 197L235 196V198H237ZM10 198H11V200H10ZM158 198L160 199V201L162 199L163 203L165 202L164 205H161L160 204V201H159ZM132 200H130V202L132 204H135L137 202L135 200V201H133L135 203H133ZM150 200H151V202H150ZM8 201H10V202H8ZM14 201L15 202L18 201V202L15 203ZM142 202L140 203L141 205H142ZM52 204H54V201H52ZM140 204H139V206H140ZM147 204H149V205H147ZM2 205L5 207V209H6V206H8L7 207L8 209L5 210L2 207ZM57 205L58 206L59 205L61 206L62 205V202L59 201ZM97 205H98V203H97ZM146 205L149 206V207L147 208ZM160 205L163 206V208H165V209H163V208L160 209ZM98 206H96V208H95L96 210L99 209ZM76 207L77 208H80L79 205H77ZM136 207L138 208V205H136ZM153 208H155L156 210L153 209ZM2 209L4 210V212H3ZM9 209H10V211H8ZM43 210H45V208ZM155 211H157V213ZM262 212H264V211H262ZM254 213H256V212H254ZM258 213H261V211H259ZM1 214H4L3 217H2ZM151 214L154 217H152ZM158 214H160L161 216L158 215ZM149 215H150V217H149ZM163 216H164V218H163ZM246 216H249V218H251L249 220H255L254 218L258 219V217L260 215H258V214L255 215V214L251 213V214H248ZM241 217H243V216H241ZM151 218H150V223H153L154 221ZM260 218H264V216H262V217L260 216ZM9 219H10V222H9ZM170 219H171V217H170ZM227 220L229 221V219H227ZM227 220L225 222H227ZM230 220H238L239 221V218L238 217H236V218H230ZM40 221H41L40 225L44 229H47V226L48 225L50 226V224H51V222L48 221V218L46 217V215L44 216V214H41L40 215ZM159 221H161V220H159ZM159 221L157 220V223ZM21 222H22V224H20ZM197 222H199V221H197ZM200 222L199 223H194V225L190 226L189 229L190 228H196V229L199 228L200 230H202L200 232H203L205 229H202L201 226H204V225H202L203 223L200 224ZM225 222H217V223H215L213 225L223 224ZM158 224H161V222H159ZM38 225L39 224H37L36 226L39 227ZM55 225H57V224H55ZM16 227H18V228H16ZM32 228H34V227H32ZM61 228H63V226ZM205 231H207V230H205ZM150 232H151V230H150ZM150 232L147 233V236H148V234H150ZM190 233L191 232H189L188 235H195V234L198 235L199 234V232H196V233L195 232H192V234H190ZM77 235H78V232H76V235L75 236H77ZM223 235H224V233H221V236H223ZM1 236H2V232H1ZM151 237H153V236H150V238ZM1 238H2V240H1ZM178 238H177V236H175L174 240H172V241H176V240H178ZM213 238L214 237L209 236L208 238L204 239L203 241H209L210 239H213ZM81 240H83V238H80V237L77 238V241H81ZM214 240H216V241L213 244V246H210L209 248H206V249L205 248L203 249L202 247H200L201 249L198 248L200 250L199 251V254L202 255L205 252L204 254L208 255L207 257L210 258V257H212L214 251L217 250L214 247H217L218 249H220V246H221V248H223L226 245L227 246L230 245V243H229L230 240H227V239H224V243L226 242L224 246H223L224 243L223 244H218L216 238H214ZM0 241L1 242L3 241V243H0V246L3 248L2 249L0 247L2 249L0 251V258L3 260V258H5V255H7V254H10L11 255V253H13L11 255V257H12V259H15V263L18 264V260H16V259H17V257L19 255L16 253V251H13V249H14L13 245L15 246L16 243H11L9 245V244L5 243L6 241L3 240V237H0ZM170 241L171 240H169L168 238H166V240L163 239V241L160 240L158 242L161 245H159V243L157 242V244L156 243L154 244L153 248L156 246V247H158V250H161V248L167 247L166 244H168V242H170ZM17 242L18 243L19 242L21 243L20 239H18ZM20 243H19V245H20ZM164 243H166L165 246H164ZM171 243H175V244L177 243L176 245L179 244L178 241L171 242ZM181 244L182 243H180L179 245H181ZM10 246H11V249L12 250L10 249ZM43 247H44L43 249H45L44 252L46 253L45 254L44 252H42L43 255L45 254L44 257H46L48 255L46 258H48V257L55 258L56 261H59V263H61V264H63L62 262H64V261L61 262V258L62 259H71L72 258V255L68 251H66L65 249H63L60 246L59 247L57 246L58 248L56 247L57 249L56 248L54 249L55 250L54 251L55 254L53 253V251H51L52 249L49 248V247H47L46 245H43ZM183 247H186V245H184ZM6 248H7V250L9 252L7 250H5ZM49 250H50V252H49ZM6 251H7V254H6ZM135 251H136V249L133 250V253ZM58 252H59V254H58ZM2 253H4V254H2ZM65 253H67V254H65ZM57 254H58V257H57ZM204 254H203V256H204ZM51 255H52V257H51ZM177 257L178 256H176L175 259H178V258L180 259L181 258V256H179L178 258ZM141 258H142V256L136 257V259H141ZM23 259H25L24 256H23ZM55 259H53V260H55ZM2 260H0V261H2ZM73 260H75V259L72 258V261ZM148 261L149 260L146 259V260L139 261V263L141 262L142 264H146V263L148 264Z\"/></svg>",
	"mask_w": 264,
	"mask_h": 264
},
{
	"label": "snow or ice",
	"instance_id": "6c2138e0",
	"mask_svg": "<svg viewBox=\"0 0 264 264\" xmlns=\"http://www.w3.org/2000/svg\"><path fill=\"white\" fill-rule=\"evenodd\" d=\"M208 6L213 5V0H207ZM223 8L224 18L232 23L231 35L235 43L241 47L247 42L249 47L264 46V23H260L259 9L252 3V0H219ZM152 0H142L139 8L135 6L128 7L125 12L117 14L116 17L108 24V29L113 28L133 37L139 43H133L132 47L137 52H152L155 51L154 44L147 40L148 36L160 35L156 31L155 21L151 13ZM122 19V24H121ZM233 21H238L242 27L243 36L237 31V25ZM219 34V33H218ZM264 78V77H262ZM102 120L98 123V131L103 137L102 144L96 147L92 153L94 157L90 164L91 182L95 185H103L109 191L117 192L118 185L110 177L112 174L126 164V161L120 158V153L123 151L121 131L132 130L142 137H146L154 142L161 143V151H168L170 148H175L182 144L185 139L191 136H197L211 140L213 138L225 140L236 139L238 142H248L251 144L264 146V126L259 125L258 121L253 120L251 123L253 127H240L233 123H225L224 121H217L208 112H197L194 109L188 113L186 119L178 120L176 123H170L165 119L163 127L157 131L137 128L125 122L124 109L112 100H108L104 105V111L100 113ZM206 129V131H205ZM235 155V152L232 153ZM144 155V153H140ZM227 155V154H225ZM205 159V157H201ZM233 189L227 185L224 187L225 194L232 193ZM241 194L247 193L251 200L257 198L264 199V180L254 182L251 184H244L240 187ZM257 193V195H252ZM130 192L125 190L121 195L122 201H127L126 207L120 209L122 219L120 224L125 226L130 231L127 235H147L150 230L160 227L155 223H150L146 217L137 207L132 204L128 197ZM241 203L245 200L243 195L237 197ZM225 197H221L201 213H193L187 217V220H193L196 216H201L207 219L212 216L214 212L223 214L227 208V204H232L233 198H229L227 204L224 203ZM264 216L262 213H254ZM238 220H229L223 224L213 225L207 231L200 232V239L204 240L209 236L217 239L218 244H223L224 239H231L233 235L239 231V222L249 219L248 216L241 217L237 213ZM182 221H171V223H181ZM203 222V220L201 221ZM191 232H199V229L190 228ZM98 236L99 250L102 254L103 264H132L131 256L126 250L121 249L113 243L114 240L122 239L115 230L107 224H99L96 228ZM224 233V236H221ZM183 244L193 243L190 239L181 241ZM158 259V257H153ZM258 259L264 260V253Z\"/></svg>",
	"mask_w": 264,
	"mask_h": 264
}]
</instances>
